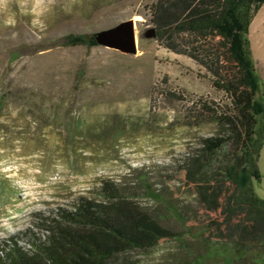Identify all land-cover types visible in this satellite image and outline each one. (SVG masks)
I'll use <instances>...</instances> for the list:
<instances>
[{
  "label": "rangeland",
  "instance_id": "374dc122",
  "mask_svg": "<svg viewBox=\"0 0 264 264\" xmlns=\"http://www.w3.org/2000/svg\"><path fill=\"white\" fill-rule=\"evenodd\" d=\"M154 0H0V246L37 231L39 218L102 180L124 182L165 225L188 203L163 191L160 173L203 131L187 127L202 96L216 100L205 70L162 47L149 23ZM247 31L264 85V0ZM139 16V17H138ZM132 20L137 51L99 43L98 31ZM96 43L74 44L73 35ZM258 194L264 198V146ZM154 189L165 201L151 197ZM230 245L169 241L113 264H227Z\"/></svg>",
  "mask_w": 264,
  "mask_h": 264
},
{
  "label": "trees",
  "instance_id": "16d2710c",
  "mask_svg": "<svg viewBox=\"0 0 264 264\" xmlns=\"http://www.w3.org/2000/svg\"><path fill=\"white\" fill-rule=\"evenodd\" d=\"M262 0H154L149 23L157 42L201 66L222 96H202L185 125L203 131L160 173L162 190L179 189L175 229L121 180L105 179L97 196L78 195L0 246V264H113L133 250L194 239L230 245L227 264H264V198L256 191L264 146V85L247 31ZM74 44H95L73 35ZM165 201L154 189L147 192Z\"/></svg>",
  "mask_w": 264,
  "mask_h": 264
},
{
  "label": "water",
  "instance_id": "95a60500",
  "mask_svg": "<svg viewBox=\"0 0 264 264\" xmlns=\"http://www.w3.org/2000/svg\"><path fill=\"white\" fill-rule=\"evenodd\" d=\"M96 39L107 47L128 53H136L137 51L136 26L132 20H126L110 28L98 31Z\"/></svg>",
  "mask_w": 264,
  "mask_h": 264
},
{
  "label": "bare ground",
  "instance_id": "6f19581e",
  "mask_svg": "<svg viewBox=\"0 0 264 264\" xmlns=\"http://www.w3.org/2000/svg\"><path fill=\"white\" fill-rule=\"evenodd\" d=\"M139 17V16H138Z\"/></svg>",
  "mask_w": 264,
  "mask_h": 264
}]
</instances>
